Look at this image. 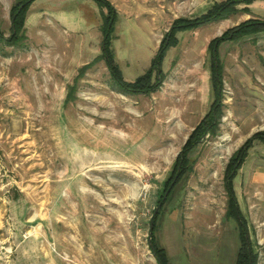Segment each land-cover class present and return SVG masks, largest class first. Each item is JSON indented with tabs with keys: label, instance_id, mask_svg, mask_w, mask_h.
<instances>
[{
	"label": "rangeland",
	"instance_id": "obj_1",
	"mask_svg": "<svg viewBox=\"0 0 264 264\" xmlns=\"http://www.w3.org/2000/svg\"><path fill=\"white\" fill-rule=\"evenodd\" d=\"M24 1L0 0V264H158L149 246L156 211L155 237L171 264H235L239 228L226 215L225 173L264 132V32L220 46L217 132L191 151L190 170L169 188L188 138L214 110L211 45L264 22V0L179 31L151 94L125 93L114 80L102 47L108 9L35 0L27 38L11 43L12 10ZM106 1L117 16L110 48L134 83L179 20L221 14L230 0ZM235 189L264 264L263 143L255 142Z\"/></svg>",
	"mask_w": 264,
	"mask_h": 264
},
{
	"label": "trees",
	"instance_id": "obj_2",
	"mask_svg": "<svg viewBox=\"0 0 264 264\" xmlns=\"http://www.w3.org/2000/svg\"><path fill=\"white\" fill-rule=\"evenodd\" d=\"M35 0H26L23 3L15 6L12 10L13 17V36L9 40L11 43H19V41L25 40L27 37L25 36V21L27 17V13ZM95 1L99 7L106 8L109 10L110 15L107 18V29H105L104 33V41H103V57L106 60L107 66L120 87L125 93H146L151 94L152 92L158 89L159 77L162 74L161 67L165 57V54L168 49L175 47L178 44V40L176 35L179 31L184 30H194L202 25H206L213 21L215 18L220 19L225 15L231 14L234 8L242 3L251 4L256 0H230L228 3L223 5L220 8V13L216 12L217 10L213 8L210 13L193 22L188 20H179L176 23V26L172 28L170 35L162 42L160 51L156 58L152 61L151 68L142 76H140L134 83H128L125 81L123 74L120 70L119 65L115 60V55L113 54L110 48V40L115 32V25L117 22V16L115 11L110 3L106 0H93ZM234 30L228 31L222 38L215 40L211 45V50L213 52L214 63L212 65V74H213V91L215 95V104L214 110L212 113L208 114L201 123L194 129L192 134L187 140L180 156L178 157V162L176 165V171L173 172L178 177V180L173 185L174 178H171L170 185V194L172 190L176 187L179 180L190 170L188 166V156L191 151L196 148L200 143L203 142L204 138L207 134L215 135L218 129V123L221 116V92L223 89L222 82V65L219 63V48L220 46L227 41H234L238 38L258 34L264 32V22L258 23H250L248 26L243 29H237L238 34L233 35ZM0 37H2V33L0 31ZM218 63H217V62ZM84 69H82L83 71ZM157 79V80H156ZM156 80V82H154ZM259 141L264 144V132H259L255 134L251 139H249L234 155L231 161L226 168L225 173V188L228 195V210H227V218L230 220H234L238 224L239 228V239H240V248L237 253V258L235 264H257V255L253 248V243L250 238L249 225L245 217L241 212V208L239 205V201L237 198V193L235 190V179L237 178L240 169L246 162L250 151L253 149L255 142ZM168 189V190H169ZM165 202V201H164ZM161 203V207L164 206L165 203ZM159 220V211L154 215L151 221V227H153V234L149 239L150 249L157 261L158 264H171L168 252L162 248L156 237L155 232L157 229V224ZM151 233V229H150Z\"/></svg>",
	"mask_w": 264,
	"mask_h": 264
},
{
	"label": "water",
	"instance_id": "obj_3",
	"mask_svg": "<svg viewBox=\"0 0 264 264\" xmlns=\"http://www.w3.org/2000/svg\"><path fill=\"white\" fill-rule=\"evenodd\" d=\"M174 184H175V182H174ZM173 184V185H174ZM168 195V194H167ZM158 213V211H156V213L155 214H157ZM153 234V227H151V233H150V237H151V235Z\"/></svg>",
	"mask_w": 264,
	"mask_h": 264
},
{
	"label": "crops",
	"instance_id": "obj_4",
	"mask_svg": "<svg viewBox=\"0 0 264 264\" xmlns=\"http://www.w3.org/2000/svg\"><path fill=\"white\" fill-rule=\"evenodd\" d=\"M236 190V189H235Z\"/></svg>",
	"mask_w": 264,
	"mask_h": 264
}]
</instances>
